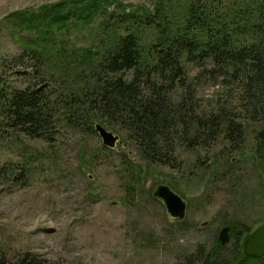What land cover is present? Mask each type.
<instances>
[{"label":"trees","instance_id":"1","mask_svg":"<svg viewBox=\"0 0 264 264\" xmlns=\"http://www.w3.org/2000/svg\"><path fill=\"white\" fill-rule=\"evenodd\" d=\"M152 3L62 0L13 13L27 33L14 74L28 85L7 88L0 77V137L12 131L51 142L55 123L95 132L100 122L125 131L147 163L178 170L179 149L220 144L217 163L233 167L230 157L242 152L246 125L254 124L255 156L264 166V0ZM84 29L87 42L69 40ZM190 65L199 70L193 79ZM205 78L221 92L207 109L193 89ZM251 232L238 230L231 256L220 252L224 241L198 247L194 264H264L243 253ZM0 264L48 263L25 253L11 262L0 257Z\"/></svg>","mask_w":264,"mask_h":264},{"label":"rangeland","instance_id":"2","mask_svg":"<svg viewBox=\"0 0 264 264\" xmlns=\"http://www.w3.org/2000/svg\"><path fill=\"white\" fill-rule=\"evenodd\" d=\"M60 1L0 0V77L7 88L28 85L27 77L14 74L27 33L11 15ZM119 1L153 5L152 0ZM87 33L81 30L69 40L87 42ZM188 71L191 79L199 72L191 65ZM219 88L201 80L193 87L196 104L210 107L221 95ZM96 124L127 146L108 149L96 131L62 122L54 124L51 142L2 132L1 258L11 262L32 253L48 264H194L198 247L209 251L224 241L220 252L231 256L239 247L240 228L253 232L264 224V166L255 156L258 125H246L242 152L229 160L233 167L228 161L217 163L224 151L220 144L197 152L179 149L182 167L173 170L147 163L125 131L100 122L94 130ZM228 167V174L219 175ZM159 185L187 202L184 220L171 221L164 204L153 197Z\"/></svg>","mask_w":264,"mask_h":264},{"label":"water","instance_id":"3","mask_svg":"<svg viewBox=\"0 0 264 264\" xmlns=\"http://www.w3.org/2000/svg\"><path fill=\"white\" fill-rule=\"evenodd\" d=\"M95 131L99 135L102 144L108 149L125 148L127 145L121 137L113 131H109L101 124L95 125ZM153 197L161 201L171 221H182L186 217L187 202L167 185L156 187ZM243 253L252 259L264 258V224L256 228L243 243Z\"/></svg>","mask_w":264,"mask_h":264}]
</instances>
